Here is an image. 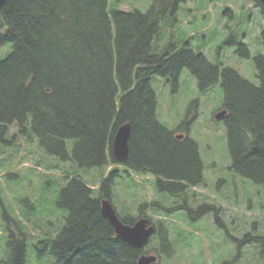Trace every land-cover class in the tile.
I'll return each mask as SVG.
<instances>
[{
	"label": "trees",
	"instance_id": "16d2710c",
	"mask_svg": "<svg viewBox=\"0 0 264 264\" xmlns=\"http://www.w3.org/2000/svg\"><path fill=\"white\" fill-rule=\"evenodd\" d=\"M183 1L152 0L144 12L111 9L109 0H6L0 7V29L5 28L0 43L12 44L0 60V142H7L9 125L21 133L29 125L44 150L67 167L71 162L74 170L57 199V205L67 210L64 224L56 235L45 234L34 242L52 257V264H137L142 252L149 253L116 237L101 213L100 200L112 198L116 171L101 177L97 196L78 172V167H98L102 173L118 162L112 155V141L117 127L126 122L131 128L129 152L121 163L154 175L159 190L181 201L172 207L144 201L139 212L144 214L149 206L164 214L187 209L192 219H198L214 209L216 223L223 227L215 205L202 203L193 211L186 204L189 187L204 180L198 143L189 136L197 111L181 124L185 136L176 138L177 129L167 128L158 119L154 76L168 78L176 89L187 67L201 92L222 78L231 167L264 184V54L255 57L257 86L237 69L221 68L187 45L158 53L153 40ZM256 1L264 15V3ZM242 55L247 57L249 52ZM69 140H73L70 151ZM2 216L8 237L4 262L25 264L33 244L27 226L5 209ZM121 219L132 223L134 217ZM156 234L160 244L153 251L160 261L152 264H161L163 255L172 256L176 250L163 221L157 223ZM233 241L238 244L236 256L220 264L235 262L244 243L251 241L261 243L264 254V236L247 233Z\"/></svg>",
	"mask_w": 264,
	"mask_h": 264
},
{
	"label": "rangeland",
	"instance_id": "374dc122",
	"mask_svg": "<svg viewBox=\"0 0 264 264\" xmlns=\"http://www.w3.org/2000/svg\"><path fill=\"white\" fill-rule=\"evenodd\" d=\"M151 2L109 0V8L144 12ZM263 20L261 10L254 6L253 0H185L179 4L175 17L168 18L160 36L153 40V46L162 53L171 46L187 45L195 52L203 53L210 62L235 68L245 79L259 85L255 57L264 53L261 41ZM4 30V27L0 29V35ZM230 30L234 31L237 41L247 46L249 56H242L241 48L231 42ZM11 49V43H0V60ZM151 82L157 94L158 119L167 128L179 132L181 124H186L185 118L197 110L196 117L191 120L189 136L198 143L205 178L188 189V204L194 210L200 203L221 207L219 217L234 237L242 238L248 232L264 236V184L232 169L226 124L224 119L214 118V113L224 101L222 78L201 92L195 74L185 67L176 89L163 76H154ZM196 100L199 101L198 106L195 105ZM5 139L6 143L0 142V264H5L8 256L3 209L27 226L28 240L33 247L28 248L25 264H52V257L35 241L45 234L56 235L64 224L67 210L57 205V199L61 188L73 176L72 163L67 167L65 162L48 154L29 125L22 133L14 124L9 125ZM72 144L73 140L67 142L69 151ZM78 168L81 178L95 188L93 196L98 195L101 177L116 171L111 200L120 217L137 219L142 215L138 207L144 201H158L166 207L181 203L157 188L154 175L117 164L103 168L102 173L98 167ZM156 208H145L143 215L155 223L163 221L176 250L172 256L163 255L161 264H220L223 259L230 260L236 256L238 244L227 235L225 228L216 223L214 209L192 219L187 210L164 214ZM159 244L156 235L145 249L154 253ZM241 252V256L230 264H264L259 242L244 244Z\"/></svg>",
	"mask_w": 264,
	"mask_h": 264
},
{
	"label": "water",
	"instance_id": "95a60500",
	"mask_svg": "<svg viewBox=\"0 0 264 264\" xmlns=\"http://www.w3.org/2000/svg\"><path fill=\"white\" fill-rule=\"evenodd\" d=\"M6 0H0V7ZM264 3V0H259ZM226 110H221L215 114V118H222ZM130 123L120 124L114 134L112 141V155L118 161H125L128 157L130 137ZM177 138H181V134H176ZM100 210L102 215L108 219L113 226L116 237L130 243L131 245L142 249L149 242L151 235L155 231V226L151 224V220L146 216H140L131 224L122 221L118 216L112 202L108 198L101 199ZM158 256L154 253H141L137 259V264L155 263Z\"/></svg>",
	"mask_w": 264,
	"mask_h": 264
},
{
	"label": "flooded vegetation",
	"instance_id": "af4514ba",
	"mask_svg": "<svg viewBox=\"0 0 264 264\" xmlns=\"http://www.w3.org/2000/svg\"><path fill=\"white\" fill-rule=\"evenodd\" d=\"M253 4H254V6H256V7H258L260 10H261V13H262V15H263V12H262V7L258 4V2L256 1V0H253ZM263 18H264V15H263ZM264 21V20H263ZM263 30H264V26H263V28L261 29V41H262V43H263V47H264V42H263V39H262V32H263ZM230 34H232V36H233V39H234V41H235V43L233 42V40H232V42H233V44L235 45V46H238L239 48H241V52H240V54L242 55V53L243 52H245V50H249L248 48H247V46L243 43V42H239V41H237V39H236V37L234 36V31L233 30H230ZM230 34L228 35V36H230ZM225 40V39H224ZM226 41V40H225ZM174 47V46H173ZM173 47H172V49H173ZM175 48V47H174ZM249 52V51H248ZM203 54V53H202ZM264 54V53H263ZM249 55H250V53H249ZM243 56V55H242ZM208 59V58H207ZM209 60V59H208ZM212 63V62H211ZM214 64V63H213ZM220 66V65H219ZM221 67V66H220ZM226 67V66H225ZM221 68H223V67H221ZM219 82V81H218ZM258 86V85H257ZM209 89V88H208ZM207 89V90H208ZM206 90V91H207ZM198 104H199V101H198ZM198 104H195L196 106H198ZM221 110H226V112H225V114H224V116L227 114V109L226 108H220L219 110H217L215 113H214V118H215V114L217 113V112H219V111H221ZM197 111V110H196ZM195 111V112H196ZM224 116L222 117V119L224 118ZM219 119H221V118H219ZM185 131H184V129L183 130H181L180 131V134H182V137L181 138H178V139H182L184 136H185ZM155 177V176H154ZM156 178V177H155ZM205 178V177H204ZM194 186H196V185H193V186H190V187H194ZM186 204L189 206V208H191V210H193L194 211V209L188 204V198H187V202H186ZM202 203H200L199 204V206L201 205ZM198 206V207H199ZM197 207V208H198ZM216 208H219L220 210L219 211H221V207H218V206H215ZM182 210H187V209H182ZM196 210V209H195ZM189 213V212H188ZM204 213V212H203ZM202 213V214H203ZM202 214H200V216L202 215ZM218 214H219V212H218ZM199 216V217H200ZM224 222V221H223ZM154 223V222H153ZM156 226H157V223H154ZM223 228H225L226 229V227H225V225H223ZM226 232H227V235L233 240V238H234V236L232 235V234H230L228 231H227V229H226ZM248 233H250V232H248ZM247 234V233H246ZM253 235V234H252ZM255 236H262V235H255ZM233 237V238H232ZM235 238H238L237 236H235ZM240 239V238H239ZM245 244V243H244ZM261 244V243H260ZM262 245V244H261Z\"/></svg>",
	"mask_w": 264,
	"mask_h": 264
}]
</instances>
